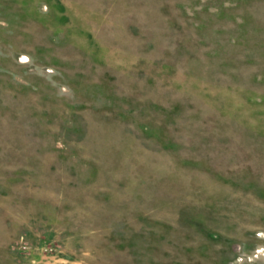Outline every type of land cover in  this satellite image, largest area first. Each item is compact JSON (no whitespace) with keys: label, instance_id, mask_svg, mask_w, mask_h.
Returning a JSON list of instances; mask_svg holds the SVG:
<instances>
[{"label":"rangeland","instance_id":"1","mask_svg":"<svg viewBox=\"0 0 264 264\" xmlns=\"http://www.w3.org/2000/svg\"><path fill=\"white\" fill-rule=\"evenodd\" d=\"M0 264H264V0H0Z\"/></svg>","mask_w":264,"mask_h":264}]
</instances>
